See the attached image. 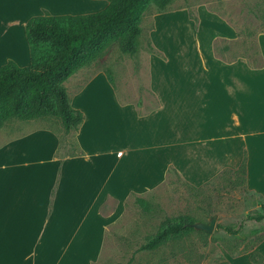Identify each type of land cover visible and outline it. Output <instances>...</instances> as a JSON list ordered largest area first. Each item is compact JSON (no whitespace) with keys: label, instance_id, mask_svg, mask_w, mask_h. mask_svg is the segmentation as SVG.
I'll use <instances>...</instances> for the list:
<instances>
[{"label":"rangeland","instance_id":"1","mask_svg":"<svg viewBox=\"0 0 264 264\" xmlns=\"http://www.w3.org/2000/svg\"><path fill=\"white\" fill-rule=\"evenodd\" d=\"M108 3L71 0L65 7L51 8L50 14L91 13ZM40 14L36 10L24 17L29 20ZM140 26L135 54L123 52L121 39L113 38L64 81L72 106L88 120L86 126L67 131L53 115L29 120L13 117L4 122L0 127V199L9 191L11 200L42 202L55 194L60 183L64 185L63 198L69 200L62 202L78 213L66 222L61 243L72 241L75 246L61 247L60 264H234V259L244 256L264 264V219L252 218L264 205V190L259 189V183L264 184V158L254 157L264 154V106L252 110L261 120L249 137L251 150L242 153L241 142L234 144V153L244 156L241 163L200 184L192 183L177 166L164 171L162 153L155 152L165 143L152 136L148 118L142 116L157 106L152 90L162 98L167 94L173 106L185 105L187 94L193 97L198 87L194 70L209 69L215 77L205 86L209 91L207 131L217 138L226 136L219 124L229 114L231 93L237 92L228 88L229 78L219 77L223 70L211 63L202 66L199 58H245V69L264 71V0H171L165 8L147 0ZM24 43L27 62L0 58V65L13 60L20 67L28 66L30 48L27 39ZM262 81L252 78L251 87H264ZM166 132L167 142L179 136L174 126ZM53 134L59 138L56 149ZM82 140H86L88 154L63 162L65 156L85 153ZM119 150L122 154L117 156ZM88 206L90 214L86 215ZM187 215L197 222L217 215L214 231L196 229L157 249L140 250L166 218ZM246 262L241 259L235 264Z\"/></svg>","mask_w":264,"mask_h":264},{"label":"crops","instance_id":"2","mask_svg":"<svg viewBox=\"0 0 264 264\" xmlns=\"http://www.w3.org/2000/svg\"><path fill=\"white\" fill-rule=\"evenodd\" d=\"M68 1L71 0H0V58H20L24 63L27 62L28 53L24 41L27 39L25 27L28 18L24 17L25 14L36 10L41 14L50 13L51 8L65 7ZM16 10H18L17 14ZM241 60L225 61L221 57L212 58V60L199 58L202 66L205 63H209L210 66L211 63L223 70V72L219 71L221 72L219 77L221 80L229 78L231 87L228 88L237 92L234 95L231 93L233 100L227 106L229 114L219 124V131L226 133V136L217 138L207 131L210 116L205 109L209 91L205 86L211 83L210 78L215 77L214 71L194 70L193 80L196 82L195 87H198L193 97L187 94L188 101L185 105L179 102V105L173 106L168 102L167 94H164L162 98L160 93L152 90L157 98V106L147 110L142 116L148 118V129L151 130L152 136L161 137L162 142L165 143V146L157 147L160 148L156 149L157 152L154 151L157 154L161 151V157L165 160L164 171L170 165L177 166L187 174L192 183L200 184L201 180L218 174L224 168L236 167L244 159L243 150H251L252 143L249 137L256 133H253V128L258 126L257 122L261 120V117L256 112L252 113V110L257 111L264 106V98H262L264 87L252 88L251 79L264 80V71L247 70L245 69L247 60L245 58ZM257 85L260 86L259 83ZM138 115L140 116V113ZM213 116L216 117V113H212ZM87 122L85 116L82 126H86ZM172 126L177 128L179 136L174 142H167L169 137L166 135L169 132L166 130L169 131ZM53 137L56 140V149L59 138L55 134ZM237 141L241 142L238 146L242 153L239 152V155L234 153L236 148L234 144ZM81 144L84 146L85 153L65 156L62 158L63 162L72 157L88 154L86 140H82ZM174 145L177 147H172ZM223 151L226 153L224 156H222ZM121 154L122 151L119 150L117 156ZM263 155L256 153L254 157L260 160L264 158ZM62 168L63 165H61ZM259 189L264 190L263 183H259ZM64 194V185L60 183L55 194H49L42 202L41 200L29 202L23 199L11 200L8 197L9 191L6 197L0 199V264H60L61 247L66 250L68 247L75 246L72 241L68 243L69 245L61 241L65 239L63 232L66 224L73 219V213L78 211L73 207L70 209L64 206L62 201L69 200L66 199L67 197L63 198ZM90 208L88 206L85 210L86 215L90 214ZM95 212L99 213L97 209ZM241 259L247 261L246 263L255 264L246 256L234 259V264Z\"/></svg>","mask_w":264,"mask_h":264},{"label":"trees","instance_id":"3","mask_svg":"<svg viewBox=\"0 0 264 264\" xmlns=\"http://www.w3.org/2000/svg\"><path fill=\"white\" fill-rule=\"evenodd\" d=\"M147 0H109L96 12L31 17L25 27L30 48V64L20 67L9 60L0 66V127L10 118L29 120L53 115L67 131L77 130L85 115L71 105L64 81L90 55L113 38H120V49L129 54L138 50L140 16ZM165 8L171 0H154ZM264 219L262 212L252 217ZM197 222L191 216L166 218L159 231L140 246L154 250L171 239L193 230ZM233 232L232 227L223 226ZM201 232H205L200 230ZM259 263V260H254Z\"/></svg>","mask_w":264,"mask_h":264},{"label":"water","instance_id":"4","mask_svg":"<svg viewBox=\"0 0 264 264\" xmlns=\"http://www.w3.org/2000/svg\"><path fill=\"white\" fill-rule=\"evenodd\" d=\"M217 219L218 217L217 215H215L208 222H203V221L195 222L194 227L198 230H203L207 233H212L214 231Z\"/></svg>","mask_w":264,"mask_h":264}]
</instances>
